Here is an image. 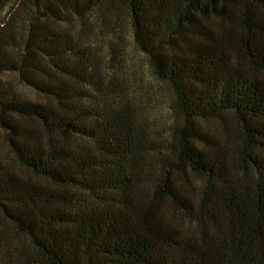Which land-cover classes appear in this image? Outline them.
Returning a JSON list of instances; mask_svg holds the SVG:
<instances>
[{
  "label": "trees",
  "instance_id": "trees-1",
  "mask_svg": "<svg viewBox=\"0 0 264 264\" xmlns=\"http://www.w3.org/2000/svg\"><path fill=\"white\" fill-rule=\"evenodd\" d=\"M120 11L162 138L90 42ZM0 130V264H264V0H0Z\"/></svg>",
  "mask_w": 264,
  "mask_h": 264
},
{
  "label": "rangeland",
  "instance_id": "rangeland-1",
  "mask_svg": "<svg viewBox=\"0 0 264 264\" xmlns=\"http://www.w3.org/2000/svg\"><path fill=\"white\" fill-rule=\"evenodd\" d=\"M119 14L112 28L97 29L90 42L104 69L116 74L119 81L126 84L124 87L129 89L128 97L139 113V120L147 123L153 131L152 135L158 134L162 138L169 132L172 124L182 122L172 108L173 92L168 83L159 80L152 73L147 56L134 42L126 14L123 11ZM4 78L11 80L18 91L35 97L27 87L18 84L13 74ZM198 124L199 129L205 131L213 141L224 135L217 118L201 119ZM2 135L0 130V150L6 152L1 141Z\"/></svg>",
  "mask_w": 264,
  "mask_h": 264
}]
</instances>
